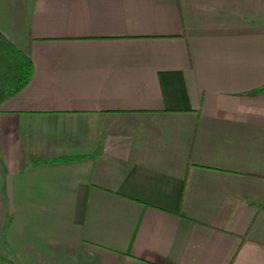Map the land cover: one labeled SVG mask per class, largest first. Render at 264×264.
I'll list each match as a JSON object with an SVG mask.
<instances>
[{
    "label": "crops",
    "instance_id": "crops-1",
    "mask_svg": "<svg viewBox=\"0 0 264 264\" xmlns=\"http://www.w3.org/2000/svg\"><path fill=\"white\" fill-rule=\"evenodd\" d=\"M31 56L0 105V264H264V0H0Z\"/></svg>",
    "mask_w": 264,
    "mask_h": 264
},
{
    "label": "trees",
    "instance_id": "trees-1",
    "mask_svg": "<svg viewBox=\"0 0 264 264\" xmlns=\"http://www.w3.org/2000/svg\"><path fill=\"white\" fill-rule=\"evenodd\" d=\"M33 74L34 62L31 56L18 49L0 31V105L6 98L23 90Z\"/></svg>",
    "mask_w": 264,
    "mask_h": 264
}]
</instances>
